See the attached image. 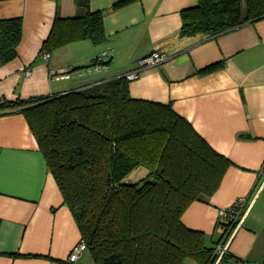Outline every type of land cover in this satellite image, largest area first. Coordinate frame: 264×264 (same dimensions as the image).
Segmentation results:
<instances>
[{"label": "crops", "instance_id": "1", "mask_svg": "<svg viewBox=\"0 0 264 264\" xmlns=\"http://www.w3.org/2000/svg\"><path fill=\"white\" fill-rule=\"evenodd\" d=\"M88 0L100 10L106 39L72 42L41 51L55 16L85 13L78 0H2L0 19L21 17L17 56L0 60V98L16 100L81 89L120 77L153 51L168 56L129 81L133 97L171 102L219 153L232 161L208 202H192L183 223L205 233L207 243L223 234L220 209L244 199L240 220L219 244L227 264L264 261V17L217 35L182 36L181 11L197 0ZM104 62L93 68V61ZM220 66L209 73L200 70ZM30 67L32 74L23 70ZM70 68V78H49ZM81 239L79 227L39 149L23 113L0 114V264H70ZM86 251V250H85ZM84 251V252H85ZM75 264H95L91 253ZM188 263V262H187ZM186 263V264H187ZM191 264V263H190Z\"/></svg>", "mask_w": 264, "mask_h": 264}, {"label": "trees", "instance_id": "2", "mask_svg": "<svg viewBox=\"0 0 264 264\" xmlns=\"http://www.w3.org/2000/svg\"><path fill=\"white\" fill-rule=\"evenodd\" d=\"M132 1L120 0L115 7ZM78 3L85 13L55 16L42 52L86 39L95 45L105 41L101 11L91 10L88 0ZM181 14L182 36L217 35L264 17V0H197ZM22 30L21 17L0 19L2 62L17 56ZM12 111L24 114L95 264H227L235 259L224 253L218 260L216 252L235 221L220 223L223 234L214 243L182 221L192 202L209 201L232 161L171 102L133 97L129 80L120 76L62 93L0 98V114ZM140 167L148 173L140 181L131 179Z\"/></svg>", "mask_w": 264, "mask_h": 264}, {"label": "built area", "instance_id": "3", "mask_svg": "<svg viewBox=\"0 0 264 264\" xmlns=\"http://www.w3.org/2000/svg\"><path fill=\"white\" fill-rule=\"evenodd\" d=\"M43 57L48 60L50 53L49 52H42ZM168 56L163 51H153L150 54L145 55L144 57L140 58L137 61L136 67L123 74L122 76L125 77L127 80H135L139 77L140 72L147 67L160 65L167 60ZM104 63V59L102 57H98L96 61L93 63V68H98L99 65ZM23 74L26 76H30L32 74V70L30 67H26L23 70ZM49 78L51 80H62L70 78V68H60V69H53L49 72ZM261 173L264 175V165L262 167ZM244 199H238L231 208H222L220 209V215L225 219H230L235 222L240 220L241 215V208L244 204ZM225 245L218 244L216 247V252L218 253L219 259L225 253ZM87 250V245L83 239H80L79 242L73 247L71 250L67 260L70 264H75L81 254Z\"/></svg>", "mask_w": 264, "mask_h": 264}, {"label": "rangeland", "instance_id": "4", "mask_svg": "<svg viewBox=\"0 0 264 264\" xmlns=\"http://www.w3.org/2000/svg\"><path fill=\"white\" fill-rule=\"evenodd\" d=\"M62 80H67V79H62ZM53 82H55L56 80H52ZM148 173L147 169H145L144 167H140L139 169H137L135 172H133V174L130 176L131 179L136 180V181H140L142 178H144V176ZM90 251L86 250L84 252V254H89ZM219 259V258H218ZM188 262V263H187ZM187 264H193V262L191 260H187L186 261ZM218 262H216L217 264Z\"/></svg>", "mask_w": 264, "mask_h": 264}]
</instances>
